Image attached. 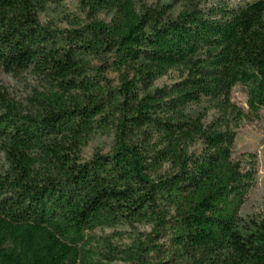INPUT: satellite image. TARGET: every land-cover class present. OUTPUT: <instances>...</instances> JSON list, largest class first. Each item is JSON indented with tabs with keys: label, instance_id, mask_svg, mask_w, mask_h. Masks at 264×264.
<instances>
[{
	"label": "trees",
	"instance_id": "1",
	"mask_svg": "<svg viewBox=\"0 0 264 264\" xmlns=\"http://www.w3.org/2000/svg\"><path fill=\"white\" fill-rule=\"evenodd\" d=\"M63 3L0 0V68L37 84L24 103L0 84V264H264V202L238 215L255 165L231 156L264 112V0Z\"/></svg>",
	"mask_w": 264,
	"mask_h": 264
},
{
	"label": "rangeland",
	"instance_id": "2",
	"mask_svg": "<svg viewBox=\"0 0 264 264\" xmlns=\"http://www.w3.org/2000/svg\"><path fill=\"white\" fill-rule=\"evenodd\" d=\"M148 4L160 5L163 2H170L171 0H144ZM216 2L217 0H213ZM224 2L235 5L244 1L250 0H223ZM63 5L71 12H80L78 0H64ZM181 3H176L173 7L174 11L181 8ZM42 22H49L53 19L50 14L40 15ZM58 22L57 20H55ZM63 25V24H62ZM177 73L170 71L167 75L156 80L155 85L171 83L176 78ZM112 80L115 79V74H108ZM0 84L6 89L7 95L11 100L24 103L27 97L31 94L32 89L36 87V81L28 74L14 76L10 73L4 72L0 68ZM247 92L246 89L237 84L232 88L231 100L244 112H247L246 104ZM112 137L103 134L92 138L83 148L81 157L84 160L89 159L95 151L107 152L110 149ZM232 158L236 161H241V167L247 168L251 161L255 165L254 181L247 194L244 202L241 205L238 215L242 220L250 217H259L262 212L264 202V112L260 110L258 116L252 117L249 120H243L236 128V136L232 146ZM140 230L147 232L150 230L149 225L136 224L133 226H117V227H102L97 228L94 232L97 235L116 232L118 241H129V237L133 231ZM162 241V238L159 239ZM157 258L152 257V260ZM171 264V263H168ZM173 264V263H172Z\"/></svg>",
	"mask_w": 264,
	"mask_h": 264
}]
</instances>
